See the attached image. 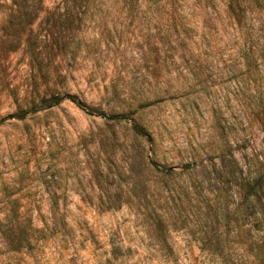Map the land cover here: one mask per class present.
<instances>
[{
	"label": "rangeland",
	"instance_id": "rangeland-1",
	"mask_svg": "<svg viewBox=\"0 0 264 264\" xmlns=\"http://www.w3.org/2000/svg\"><path fill=\"white\" fill-rule=\"evenodd\" d=\"M245 1L235 20L226 0H41L32 57L0 0V264H264L258 207L232 215L246 181L264 201Z\"/></svg>",
	"mask_w": 264,
	"mask_h": 264
},
{
	"label": "trees",
	"instance_id": "trees-1",
	"mask_svg": "<svg viewBox=\"0 0 264 264\" xmlns=\"http://www.w3.org/2000/svg\"><path fill=\"white\" fill-rule=\"evenodd\" d=\"M226 1H227L226 7L231 17L235 20L243 19V14L241 12L243 11V5L245 4L246 1L245 0H226ZM251 1L255 2L256 5H260L259 7L264 5V0H251ZM21 3H22L21 7L10 9L9 17L22 19V21L17 22L16 26L18 28L12 30L14 31V36L16 37L19 35V33L24 34L25 38L23 42L26 45L28 53L32 57H36L37 54H39V51H37L38 50L37 42H36L37 38L35 37V35L34 36L32 35L33 30L30 26L34 24L35 20L39 17L40 13L43 12V5L41 0H21ZM11 25L13 26L12 23ZM259 31H261L264 35L263 24L262 26H260ZM43 38H44L43 40H45L46 36H43ZM71 101L74 102L77 106H82L81 103L76 101L74 98H72ZM107 117L111 120L119 119V116L117 115H108ZM133 129L136 134L140 136L145 135L143 130L137 125H133ZM221 149L223 153L220 159V166L221 168L227 169L231 177L235 179L237 172L238 173L241 172L239 171L240 169L238 167V162L234 154L229 149H227L226 144H223L221 146ZM151 165L153 168L159 170L155 162H151ZM241 189L245 190V194L242 195V197L237 198V196H234L233 198L231 196V198L234 201L232 215L234 216L235 219H238L237 214L242 211L243 206H245L246 209H253L254 207L255 208L258 207L259 211L258 214L254 216L255 219L254 224L260 225L261 228H263L260 229L263 232H259V233H262L264 236V201L262 202L261 199L258 198L262 188H260V186L258 187L257 185H255V182L246 181L245 187H242ZM262 246L264 247V238L262 241Z\"/></svg>",
	"mask_w": 264,
	"mask_h": 264
}]
</instances>
